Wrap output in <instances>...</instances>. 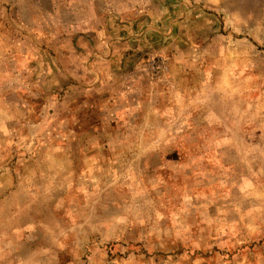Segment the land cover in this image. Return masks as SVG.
Here are the masks:
<instances>
[{"label":"rangeland","instance_id":"obj_1","mask_svg":"<svg viewBox=\"0 0 264 264\" xmlns=\"http://www.w3.org/2000/svg\"><path fill=\"white\" fill-rule=\"evenodd\" d=\"M0 264H264V0H0Z\"/></svg>","mask_w":264,"mask_h":264}]
</instances>
